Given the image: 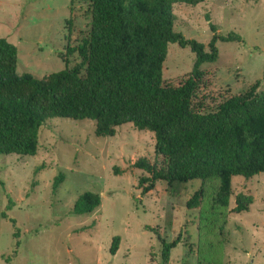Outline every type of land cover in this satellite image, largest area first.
Returning a JSON list of instances; mask_svg holds the SVG:
<instances>
[{
    "label": "rangeland",
    "instance_id": "obj_1",
    "mask_svg": "<svg viewBox=\"0 0 264 264\" xmlns=\"http://www.w3.org/2000/svg\"><path fill=\"white\" fill-rule=\"evenodd\" d=\"M173 15L177 32L207 46L214 34L207 15L220 34L242 36L240 42H219L218 61L202 66L198 108L214 111L258 81L257 92L264 93V0L178 3ZM91 23V4L84 0H0V37L18 47L21 76L45 79L80 64L79 53L68 50L82 42ZM195 61L190 47L171 43L166 83L188 79ZM96 128L91 119L50 118L41 128L36 155L0 154V264H201L205 232L221 242L222 264H264V172L252 179L234 177L225 211L213 212L210 198L191 210L187 202L199 180L173 187L158 180L151 186L152 175L135 166L142 158L159 163L155 133L126 123L115 136L100 137ZM117 167L122 173H115ZM61 174L64 180L56 188ZM86 192L101 195V206L74 213ZM241 192L253 195L254 202L236 213ZM215 216L220 220L206 226ZM116 237L121 243L113 254ZM179 237L165 261L163 241Z\"/></svg>",
    "mask_w": 264,
    "mask_h": 264
},
{
    "label": "trees",
    "instance_id": "obj_2",
    "mask_svg": "<svg viewBox=\"0 0 264 264\" xmlns=\"http://www.w3.org/2000/svg\"><path fill=\"white\" fill-rule=\"evenodd\" d=\"M84 1L91 4L92 23L82 42L68 50L69 55L78 52L82 58L74 68L45 79L21 76L18 47L0 37V154L36 155L41 128L50 118L94 120L100 137L115 136L118 126L133 123L156 135L159 163L148 158L135 163L152 175L151 186L158 180L170 187L199 180L201 186L187 207L198 209L210 198L213 212L225 211L233 192L232 179H252L264 172V93L257 92L258 81L214 111L198 108L195 98L205 78L202 66L219 59L218 43L240 42L242 36L220 34L210 15L207 20L214 34L208 46L177 32L175 4L196 6L204 0ZM171 43L190 47L196 54L190 77L179 85L163 78ZM115 173L122 170L117 167ZM64 177L57 178L56 188ZM253 202V195L241 192L233 212L248 211ZM101 204V195L86 192L77 200L74 213H92ZM216 218L206 226L220 220ZM208 235L205 232L199 244L201 264H222L221 242ZM180 242V237L163 241L165 261ZM120 243L116 237L113 254Z\"/></svg>",
    "mask_w": 264,
    "mask_h": 264
}]
</instances>
